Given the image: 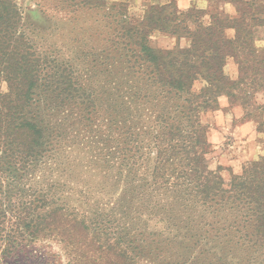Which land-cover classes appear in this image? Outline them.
Here are the masks:
<instances>
[{"label": "trees", "instance_id": "16d2710c", "mask_svg": "<svg viewBox=\"0 0 264 264\" xmlns=\"http://www.w3.org/2000/svg\"><path fill=\"white\" fill-rule=\"evenodd\" d=\"M207 1L0 0V262L264 264V157L222 175L203 122L261 109L264 0Z\"/></svg>", "mask_w": 264, "mask_h": 264}, {"label": "rangeland", "instance_id": "374dc122", "mask_svg": "<svg viewBox=\"0 0 264 264\" xmlns=\"http://www.w3.org/2000/svg\"><path fill=\"white\" fill-rule=\"evenodd\" d=\"M107 1L126 3L129 5L130 11L136 15L140 14L141 8L175 3L174 1H169L161 4L165 0H143L141 4L134 5L131 0ZM27 2L28 0H24L22 5H26ZM33 3H27L29 6L26 7V13H29V21L44 35L50 21L53 22L55 19L49 20L50 18L44 15L43 12L40 13V8H34ZM193 3L191 7L208 10L209 12L219 11L231 18L238 15L237 5L230 3L207 0H196ZM176 6L178 7L177 4ZM228 35L233 37L234 32L231 30L228 32ZM257 38L258 46L264 48V28L258 30ZM152 44L158 48H173L176 46L172 38L163 35L154 36ZM199 87L200 85L197 84L196 88ZM221 102V109L218 112L207 114L203 118L204 124L208 126V140L213 146V153L210 155V165L212 169L221 168L222 175L241 174L246 164L264 157V94L261 93L256 97V102L261 106V109L257 110L254 108L251 110L247 108L245 110L240 105L229 107L226 101ZM48 244L52 247L53 251L59 252L62 255L63 252L58 244L53 242ZM40 247L41 244L37 245L36 249L40 251ZM62 260L66 263L65 257L62 256ZM0 263L26 264L24 257H21L19 260L11 259ZM27 264L32 263L27 262Z\"/></svg>", "mask_w": 264, "mask_h": 264}, {"label": "crops", "instance_id": "0c3cea01", "mask_svg": "<svg viewBox=\"0 0 264 264\" xmlns=\"http://www.w3.org/2000/svg\"><path fill=\"white\" fill-rule=\"evenodd\" d=\"M153 1H159V0H153ZM160 1H162V0H160ZM169 1H174L181 10H186V9H189L191 7V5L194 4L193 2H195L196 0H165V2L162 1L163 3H161V4L167 3ZM131 2L134 5H138V4H141L143 2V0H131Z\"/></svg>", "mask_w": 264, "mask_h": 264}]
</instances>
